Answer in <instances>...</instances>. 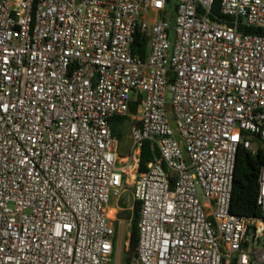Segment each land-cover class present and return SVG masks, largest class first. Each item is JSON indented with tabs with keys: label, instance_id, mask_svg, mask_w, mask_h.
Masks as SVG:
<instances>
[{
	"label": "built area",
	"instance_id": "built-area-1",
	"mask_svg": "<svg viewBox=\"0 0 264 264\" xmlns=\"http://www.w3.org/2000/svg\"><path fill=\"white\" fill-rule=\"evenodd\" d=\"M171 1L0 0V264H112L127 187L130 264H264V167L261 217L231 212L238 150L264 145V34L243 29L264 0Z\"/></svg>",
	"mask_w": 264,
	"mask_h": 264
},
{
	"label": "trees",
	"instance_id": "trees-1",
	"mask_svg": "<svg viewBox=\"0 0 264 264\" xmlns=\"http://www.w3.org/2000/svg\"><path fill=\"white\" fill-rule=\"evenodd\" d=\"M221 0H214L212 5V14L220 17ZM247 32H259L264 34V30L246 29ZM133 52L139 54L140 57L145 60L147 54V41L141 34H138L133 46ZM138 108L137 103H131V112H136ZM126 118L113 119L112 130L113 133L119 138L123 135L120 131V125L125 122ZM158 154L156 149L151 146L149 141H146L142 148L141 160H140V172H144L147 169V165L151 162L155 155ZM264 167V145L259 146L256 152H252L245 148H239L236 163L235 173L233 181L231 212L238 216L244 217H261V210L258 206V196L260 189V177ZM124 206V203H121ZM140 204L135 203L133 209V215L130 212L127 213V217L131 222L130 235L128 242V250L126 251V258L124 264H130L132 258L136 254V250L139 243V221ZM124 213H119V218H123Z\"/></svg>",
	"mask_w": 264,
	"mask_h": 264
},
{
	"label": "rangeland",
	"instance_id": "rangeland-1",
	"mask_svg": "<svg viewBox=\"0 0 264 264\" xmlns=\"http://www.w3.org/2000/svg\"><path fill=\"white\" fill-rule=\"evenodd\" d=\"M178 1L172 0L168 4V11L171 13L172 18L175 17L176 14V6ZM172 100V94L168 93L167 101L171 102ZM129 131H130V123L124 124V132L125 135H122L120 139V148L122 153H126L128 151V148L131 144L130 137H129ZM258 145H261V142L259 140H256ZM120 206L121 203H124V206L122 208L124 211H119L118 213H124L123 218H119V214H116V217L121 219L119 222H117V235H116V249L113 257L112 264H124L125 258H126V246L129 241V233H130V226L131 222L129 218L127 217V213L130 212V215H133V206H134V199H133V189L132 187H127L121 197L120 200ZM113 205H116L115 202L112 203Z\"/></svg>",
	"mask_w": 264,
	"mask_h": 264
},
{
	"label": "crops",
	"instance_id": "crops-1",
	"mask_svg": "<svg viewBox=\"0 0 264 264\" xmlns=\"http://www.w3.org/2000/svg\"><path fill=\"white\" fill-rule=\"evenodd\" d=\"M129 235H130V233H129ZM129 242V241H128ZM128 250V244H127V246H126V251Z\"/></svg>",
	"mask_w": 264,
	"mask_h": 264
}]
</instances>
